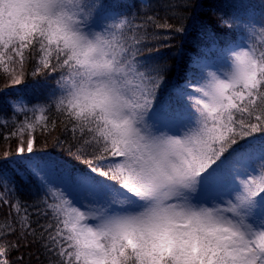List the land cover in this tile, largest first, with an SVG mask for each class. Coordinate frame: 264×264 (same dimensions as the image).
Wrapping results in <instances>:
<instances>
[{
	"label": "snow or ice",
	"instance_id": "obj_1",
	"mask_svg": "<svg viewBox=\"0 0 264 264\" xmlns=\"http://www.w3.org/2000/svg\"><path fill=\"white\" fill-rule=\"evenodd\" d=\"M229 9L200 23L184 81L169 84L118 0H0L8 87L34 64L41 101H7L32 119L12 133L17 158H0V201L17 177L43 193L31 214L12 204L3 235H19L0 264L31 243L49 264H264V9ZM58 124L85 171L37 147L36 129Z\"/></svg>",
	"mask_w": 264,
	"mask_h": 264
},
{
	"label": "trees",
	"instance_id": "obj_2",
	"mask_svg": "<svg viewBox=\"0 0 264 264\" xmlns=\"http://www.w3.org/2000/svg\"><path fill=\"white\" fill-rule=\"evenodd\" d=\"M118 3L120 11L135 16L134 23L142 24L139 33V38L143 41L142 53L168 66L169 72L165 75L169 84L184 81L188 56L196 51L197 35L202 21H210L214 24L217 16L229 11V5L234 3H243L247 8L257 12L264 9V0H118ZM149 16L153 17L151 21L147 19ZM180 27H185L187 31L178 32L177 29ZM182 50L183 56L180 54ZM212 59L209 57V60ZM9 68H11L10 65ZM33 68L34 64L26 63L25 85L8 87L12 77L5 73L3 66L0 65V101H3L0 103V158H3L7 152L9 161L17 158L16 149L20 144L19 137L13 136L12 133L17 131V126L24 121L25 115L31 121L32 114L14 116L7 101L23 98L24 103L29 107L41 102L35 99L38 93L32 87L33 81L29 75ZM165 87L167 88L168 85ZM44 115L52 116L53 114L44 113ZM33 135L37 137V147L41 152L76 170L87 169L82 161L90 157L77 154L71 135L62 131L59 124L55 131H41L37 128ZM27 137L28 133L25 132V141ZM17 182L16 192L7 197L9 203L4 204L0 201V237H2L0 243H7L9 246L17 240L19 235L18 232L13 235H3L6 225L19 218L12 204L19 199L27 212L31 214L32 205L43 195L36 190L35 181L31 178L20 181L17 177ZM25 207L20 209V214L24 213ZM31 219L35 221L36 217L31 216ZM40 223H46V221L41 218ZM8 259L11 264H49L47 254L38 243H31L30 246L21 247L18 250L9 247Z\"/></svg>",
	"mask_w": 264,
	"mask_h": 264
},
{
	"label": "rangeland",
	"instance_id": "obj_3",
	"mask_svg": "<svg viewBox=\"0 0 264 264\" xmlns=\"http://www.w3.org/2000/svg\"><path fill=\"white\" fill-rule=\"evenodd\" d=\"M206 62H209V63H211V62H212V60H209V59H208V61H206ZM62 164H63V163H62Z\"/></svg>",
	"mask_w": 264,
	"mask_h": 264
}]
</instances>
